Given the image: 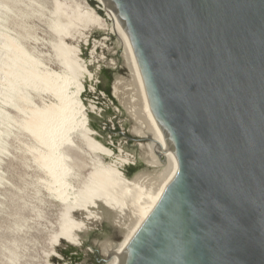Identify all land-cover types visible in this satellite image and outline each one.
I'll return each mask as SVG.
<instances>
[{
	"label": "water",
	"instance_id": "obj_1",
	"mask_svg": "<svg viewBox=\"0 0 264 264\" xmlns=\"http://www.w3.org/2000/svg\"><path fill=\"white\" fill-rule=\"evenodd\" d=\"M105 2L178 162L118 264H264V0Z\"/></svg>",
	"mask_w": 264,
	"mask_h": 264
},
{
	"label": "bare ground",
	"instance_id": "obj_2",
	"mask_svg": "<svg viewBox=\"0 0 264 264\" xmlns=\"http://www.w3.org/2000/svg\"><path fill=\"white\" fill-rule=\"evenodd\" d=\"M97 1L107 12V19L113 23L110 29L95 10L87 8L82 11L79 7L74 10L70 6L64 7L61 0H52L49 32L52 33L54 58L61 71L49 69L32 56L24 43L26 35L23 27L17 34L9 30L0 33V103L3 105L0 108V151L5 150L4 137L12 135V126H17L33 141L29 151L45 174L46 187L65 207L60 231L52 237L54 245L60 240L77 247L84 242L79 233L85 222L73 220L72 212L86 214L91 219L97 211L93 209L99 205L110 210L123 239L117 244L103 243L101 250L106 264H118L127 244L176 174L178 162L150 110L125 30L105 0ZM11 4L23 9L31 8L44 17L41 0H0L1 21L16 18ZM93 29L109 30L121 40L132 81L127 84L121 81L122 77L118 78L113 84L114 96L129 110L135 121L134 135L139 140L149 141L147 147L153 158L149 155L152 160L147 167L154 169V173L146 171L126 177L120 170L122 167H119L131 164L134 159L132 161L128 155L112 153L92 137L94 130L87 118L92 111L83 104L85 86L78 79L84 72L79 63L78 49L69 41L76 39L77 34L83 35L80 32ZM44 93L52 97V102L40 105L35 98ZM14 112L20 119L13 115ZM77 142L91 153L94 163L86 179L74 189L78 173L71 152H80ZM144 146L141 143V147ZM107 158L111 162L106 163Z\"/></svg>",
	"mask_w": 264,
	"mask_h": 264
},
{
	"label": "rangeland",
	"instance_id": "obj_3",
	"mask_svg": "<svg viewBox=\"0 0 264 264\" xmlns=\"http://www.w3.org/2000/svg\"><path fill=\"white\" fill-rule=\"evenodd\" d=\"M41 1L44 3V17L31 8L23 9L11 4L16 18L10 17L4 22L0 17V33L9 30L17 34L23 27L26 35L24 43L32 56L49 69L61 71L54 58L52 33L49 32L52 0ZM61 1L64 7L70 6L74 10L78 7L82 11L93 9L103 18L108 29L113 25L97 0ZM109 32L99 29L82 31L80 33L83 35L77 34L76 39L69 41L71 46L78 49L79 63L84 72L78 79L85 86L83 104L92 111L87 115L94 130L92 137L112 153L128 155L132 161L134 159V163L119 167H122L120 170L126 177L131 178L146 171L154 173V169L147 167L153 158L147 147L149 141L139 140L134 135L135 121L129 110L114 96V82L122 77L121 81L129 84L132 77L127 69L121 40ZM35 99L40 105L52 102V97L45 93ZM2 106L0 103V108ZM13 115L20 119L17 113ZM12 128V135L4 137L5 150L0 151V264H72L76 253L85 244L97 246L106 258L101 250L102 244H117L123 239V234L113 221V214L102 205L93 209L97 211L91 219L80 212L71 213L73 220L85 222L79 233L84 241L81 246L71 245L64 240L54 245L52 237L60 231L65 207L46 187L45 174L29 151L33 144L31 138L17 126ZM141 143L145 145L144 148ZM77 147L80 152H71L78 173V179L73 183L74 189L86 179L94 163L91 153L82 144L77 142ZM105 161L111 162L110 158Z\"/></svg>",
	"mask_w": 264,
	"mask_h": 264
}]
</instances>
